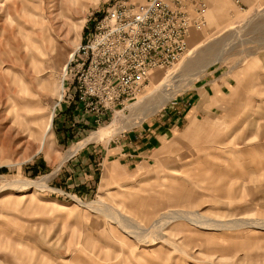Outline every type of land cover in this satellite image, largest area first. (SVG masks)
<instances>
[{
  "label": "rangeland",
  "instance_id": "1",
  "mask_svg": "<svg viewBox=\"0 0 264 264\" xmlns=\"http://www.w3.org/2000/svg\"><path fill=\"white\" fill-rule=\"evenodd\" d=\"M114 2L0 0V264H264V229L255 224L264 221V2L240 12L214 0L188 54L73 141L60 134L69 127L59 118L67 126L70 118L58 114L70 100L66 67ZM215 76L228 95L213 114L192 116L190 127L185 119L147 163L95 157L97 177L84 191L91 167L82 151L181 113L183 98ZM108 125L104 138L92 137ZM173 209L252 225L211 230L161 217Z\"/></svg>",
  "mask_w": 264,
  "mask_h": 264
},
{
  "label": "built area",
  "instance_id": "2",
  "mask_svg": "<svg viewBox=\"0 0 264 264\" xmlns=\"http://www.w3.org/2000/svg\"><path fill=\"white\" fill-rule=\"evenodd\" d=\"M211 1L115 0L70 57L65 73L72 102L97 127L126 109L154 71L188 54L193 33L208 25ZM231 1L240 12L264 2Z\"/></svg>",
  "mask_w": 264,
  "mask_h": 264
},
{
  "label": "crops",
  "instance_id": "3",
  "mask_svg": "<svg viewBox=\"0 0 264 264\" xmlns=\"http://www.w3.org/2000/svg\"><path fill=\"white\" fill-rule=\"evenodd\" d=\"M211 8L214 6V0L211 1ZM195 34L192 40L195 39ZM216 77V76H215ZM205 77L201 87H196L193 89V92L189 95H186L182 100V110L184 108V112L178 113L175 110H170L169 113L162 115L161 121H154L153 123L145 125L143 128L139 129L135 133H130L128 136L122 139H117L120 143L116 146H101L99 148L89 149L87 151H82L84 156L88 154V162L90 163L89 169L85 167V171H89V174L85 172V179L83 180V188L88 189L90 185L94 182V178L96 175V168L92 171L93 162L98 159H102V162H114L121 163L125 156H129L130 166L138 163H147L151 156H153L157 150L162 146L163 141H169L175 136L176 130L183 128L185 121L188 120V124L190 127L191 117L195 116L197 122L200 117L203 115H211L218 109L219 104H222L223 100H226V92H224L222 85H220L221 79ZM215 81V82H214ZM224 92V93H223ZM69 95V94H68ZM70 98V96H68ZM173 108V107H172ZM224 108V107H223ZM59 113H63L67 115L70 119L68 120L69 125H66V119H62V115L59 118L61 122H65L62 127H69L66 131H61L60 134L63 137H67L68 135L71 137L73 141H75L79 136L87 133L92 128H96L97 126L94 124L93 119L90 115L85 114L77 105H75L71 98L69 101H65L63 107L59 108ZM180 110V109H179ZM64 118V117H63ZM187 119V120H185ZM72 127V128H71ZM77 150V149H76ZM76 154H80V151H77ZM83 161V156L76 157L73 166L79 170L78 162ZM127 159V158H126ZM139 161V162H135ZM78 166V167H77ZM111 166H114L111 164ZM110 167V166H109ZM111 169V168H110ZM81 174L83 177V173H75ZM97 177V175H96ZM71 179V178H70Z\"/></svg>",
  "mask_w": 264,
  "mask_h": 264
},
{
  "label": "bare ground",
  "instance_id": "4",
  "mask_svg": "<svg viewBox=\"0 0 264 264\" xmlns=\"http://www.w3.org/2000/svg\"><path fill=\"white\" fill-rule=\"evenodd\" d=\"M249 1H251V0H249ZM109 126H111V125L106 126V129L105 130H102V131H100L98 133L93 134L92 137L98 136V137H103L104 138V136L107 135V129H108L107 127H109ZM22 183H27V184H31V185L33 184V185H36V187L37 186H40V182H38V181L37 182H35V181L32 182V181L25 180ZM9 184L10 183H8V185ZM13 185H15V184H13ZM41 185H43V184L41 183ZM43 187L45 188V186H43ZM91 205H93V203L90 204L89 206L92 207ZM163 213L164 214L161 216L162 218L167 217V218H169V220H176V219H181V218H183V219H194V221L196 222V225L199 222V224H201V226H204V227L209 228L211 230H221V229H225V228H229L230 229V228H234L236 226H245V225H248V224H251L252 225V223L248 222L247 219H240V220H237V221H234V222H226V221L224 222V221H218V220H214V219H208V218H205V217H203L202 215H200V214H198L196 212H186L183 209L182 210L173 209V210L165 211ZM124 219L121 216H113V220H116L117 222H120V224L119 223L118 224L121 225V227H123L129 233H132V236H133V233H134L135 237H137V239L139 241H143L145 239V236L144 235H141L140 234L141 232L139 234H138V232H135V231L133 232V230L130 228V226H129L128 222H127L128 220L127 219L124 220ZM191 221H193V220H191ZM255 224L257 225V227L264 229V221H262V222L261 221L260 222H255ZM136 230H138V229L136 228Z\"/></svg>",
  "mask_w": 264,
  "mask_h": 264
}]
</instances>
